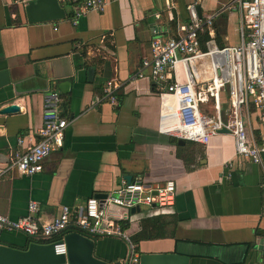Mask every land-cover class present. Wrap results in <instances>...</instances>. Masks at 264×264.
I'll list each match as a JSON object with an SVG mask.
<instances>
[{"label": "crops", "instance_id": "0c3cea01", "mask_svg": "<svg viewBox=\"0 0 264 264\" xmlns=\"http://www.w3.org/2000/svg\"><path fill=\"white\" fill-rule=\"evenodd\" d=\"M18 1L0 0V71L6 70L11 82L0 90V109L8 103L20 107L18 113L0 114V169L39 142L48 92L63 98L68 127L64 147L46 159L43 172L22 176L11 171L0 178V214L19 220L37 202V219L49 222L63 206L79 211L93 197L103 206L128 177L154 188L173 180L174 207H143L135 214L110 210L121 225L129 222L123 230L130 238L139 233L143 219L162 217L167 224L171 236L141 241L140 259L143 254H180L190 264H264V159L259 165L241 159L231 133L212 135L207 144L178 145V138L160 130L164 100L158 85L149 78L131 80L151 56L155 36H179L189 22L190 4L198 1L205 17L234 0H105L103 11L82 17L72 6H62L66 18L49 23H29ZM214 29L219 46H239L240 12L222 13ZM82 50L87 66L77 67ZM178 72L183 80L181 66ZM108 80L121 85L116 105L104 100ZM220 103L227 112V92H221ZM202 110L214 116L213 100ZM246 121L260 140L259 115L251 112ZM84 235L94 240L99 259L126 262L130 248L125 240ZM51 242L22 233L0 235V246L18 249Z\"/></svg>", "mask_w": 264, "mask_h": 264}, {"label": "built area", "instance_id": "2783aa9c", "mask_svg": "<svg viewBox=\"0 0 264 264\" xmlns=\"http://www.w3.org/2000/svg\"><path fill=\"white\" fill-rule=\"evenodd\" d=\"M57 1L62 6H72L77 17L90 11H103L106 6L105 0ZM187 11L189 22L180 28L179 36L167 40L155 36L151 56L143 59L131 80L149 78L158 85L164 100L161 131L185 141L207 144L212 135L227 129L234 137L237 155L245 161L262 164L264 135L257 140L249 131L246 118L254 107L264 127V0H234L205 17L199 14V4L195 1ZM231 11L241 14L242 42L239 46L222 47L215 40L214 24L222 13ZM206 33L209 39L203 42ZM120 87L116 80H108L103 90L104 100L116 105ZM221 92H227L229 98L225 115L220 103ZM212 100L215 114L209 116L202 106ZM62 103L63 98L58 92L45 94L39 142L18 153L14 163L7 168L0 169V178L11 171L22 176L39 174L44 170L46 159L62 150L68 127L62 116ZM176 196L173 180L156 188L147 186L142 180L124 181L105 199L103 206L93 197L79 211L63 206L59 215L49 222L37 219L40 210L37 202H31L27 216L19 220L0 214V235L12 232L50 240L63 235L74 225L91 235L124 239L130 248L128 264H140L137 246L117 218L110 214L111 208L124 211L143 207L171 208L176 204ZM53 243H57L54 248L57 256L68 255L64 235Z\"/></svg>", "mask_w": 264, "mask_h": 264}, {"label": "water", "instance_id": "95a60500", "mask_svg": "<svg viewBox=\"0 0 264 264\" xmlns=\"http://www.w3.org/2000/svg\"><path fill=\"white\" fill-rule=\"evenodd\" d=\"M19 3L29 23H49L66 18L64 8L57 0H20ZM199 14L201 15L200 10ZM92 75L93 70L91 69L90 76L92 77ZM10 83L8 72L6 70L0 71V90L8 87ZM18 112H20V107L15 103H8L0 109L1 115H11ZM218 133L230 134L231 132L227 129H222ZM178 145L184 146L186 141L178 139ZM127 179L128 182H131L130 177ZM140 211V208H136L132 209L131 213L135 214ZM69 228H73L76 231H66L64 233V241L68 248L67 256H57L54 252L57 243L53 242L49 244L29 243L24 249L1 245L0 264H128L130 254L125 263L121 261L110 263L99 259L95 255L96 245L94 240L84 234L93 235L74 225ZM140 264H190V258L180 254H143Z\"/></svg>", "mask_w": 264, "mask_h": 264}, {"label": "trees", "instance_id": "16d2710c", "mask_svg": "<svg viewBox=\"0 0 264 264\" xmlns=\"http://www.w3.org/2000/svg\"><path fill=\"white\" fill-rule=\"evenodd\" d=\"M209 39L208 34H204L203 35V42H206ZM205 49V47H204ZM85 59H86V51L82 50L78 56V58L76 59V64L77 67H84L87 66L85 63ZM162 217H157V218H146L143 219L141 221V229L139 231V233H137L134 237L131 238V241L133 244H135L136 246H139L140 242L143 240H149V239H153L155 237L158 236H165V237H170L171 234L168 233L167 231V224L162 222ZM123 225L122 227L125 229L128 226L127 221H123ZM72 230H74L73 228H69L68 232H71ZM160 231V232H159ZM62 237V235L60 236H56L53 239V241H57Z\"/></svg>", "mask_w": 264, "mask_h": 264}, {"label": "rangeland", "instance_id": "374dc122", "mask_svg": "<svg viewBox=\"0 0 264 264\" xmlns=\"http://www.w3.org/2000/svg\"><path fill=\"white\" fill-rule=\"evenodd\" d=\"M233 39L236 40V42L241 41V40H240V37H239L237 34H236V35L234 34ZM224 99H225V98L223 97V100H222V101H224ZM223 106H226V102H225V103L223 102ZM225 112H226V108L223 107V114H224V115H225ZM251 112H255V113H257L256 108L252 107V108L250 109V113H251ZM244 117H245V114H244Z\"/></svg>", "mask_w": 264, "mask_h": 264}]
</instances>
